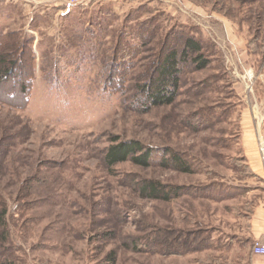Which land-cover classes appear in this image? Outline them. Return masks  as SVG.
<instances>
[{
	"label": "rangeland",
	"instance_id": "374dc122",
	"mask_svg": "<svg viewBox=\"0 0 264 264\" xmlns=\"http://www.w3.org/2000/svg\"><path fill=\"white\" fill-rule=\"evenodd\" d=\"M68 2L0 0V56L18 71L0 78V264H248L264 0ZM187 35L207 64H181L173 103L152 104L161 54ZM131 141L156 161L105 163ZM167 150L192 171L163 165ZM147 180L183 191L148 198Z\"/></svg>",
	"mask_w": 264,
	"mask_h": 264
},
{
	"label": "trees",
	"instance_id": "16d2710c",
	"mask_svg": "<svg viewBox=\"0 0 264 264\" xmlns=\"http://www.w3.org/2000/svg\"><path fill=\"white\" fill-rule=\"evenodd\" d=\"M182 40L183 43L181 44V42H177V44H175L176 46H174L173 49L169 51V53L164 52L161 54V61L159 63V67L157 68L158 70H156V74H158V76L155 79V81L159 80L161 82V86H158L156 88L158 90L155 92H151V90L148 89L149 100L152 104L173 103L180 87L181 77L179 71L181 64L184 65L190 61L192 63H197L198 67H204L208 62L201 52L200 43L194 37L187 35V38L183 36ZM124 42L125 43L123 46H125L127 43L125 39ZM191 54H194L193 58H191ZM6 64V56L1 55V80L4 78V76H7V74L11 76H8L4 79H13V76L17 75L18 72L16 71L14 73V71L17 69L16 67H7ZM12 73L14 74L12 75ZM28 74L27 80H25L23 83L24 85L20 84V90L17 92L19 95L23 94V98L25 95H27L28 87H30L31 77L30 74ZM153 82H151V85ZM149 88H151V86H149ZM167 152L169 153V159L166 162L162 161L161 163L163 165L171 166L182 171H192L191 167L186 163V160L179 154V152L172 150H167ZM128 160H133L135 163L142 166H151L156 161V159L152 156V150L145 149L138 141L117 143L107 150L104 157V161L108 166H113ZM140 191L143 195H145V197L148 198L171 200L174 197L180 195V193L183 191V186L163 184L156 180H147L146 183L140 188ZM5 215L6 212L4 211L2 214H0L1 223Z\"/></svg>",
	"mask_w": 264,
	"mask_h": 264
},
{
	"label": "crops",
	"instance_id": "0c3cea01",
	"mask_svg": "<svg viewBox=\"0 0 264 264\" xmlns=\"http://www.w3.org/2000/svg\"><path fill=\"white\" fill-rule=\"evenodd\" d=\"M55 5H58V4H55ZM83 6H86V5H83ZM262 135H264V132H261L259 137ZM250 157H251L250 166L258 174L264 177V166L260 159L258 150L255 152H252ZM247 235H248L247 240L249 241L248 243L249 246L247 245L249 247L248 248V256H249L248 264H264V256L257 255L253 252V247H254L255 242L258 241L261 244H264V197L260 201L259 205L255 206L253 213H251V216L249 217V231Z\"/></svg>",
	"mask_w": 264,
	"mask_h": 264
},
{
	"label": "built area",
	"instance_id": "2783aa9c",
	"mask_svg": "<svg viewBox=\"0 0 264 264\" xmlns=\"http://www.w3.org/2000/svg\"><path fill=\"white\" fill-rule=\"evenodd\" d=\"M93 0H69V5L70 6H76V5H87ZM258 152L260 159L262 161V164L264 166V135L259 137L258 140ZM253 252L257 255H262L264 256V244H261L260 242H255L254 247H253Z\"/></svg>",
	"mask_w": 264,
	"mask_h": 264
}]
</instances>
